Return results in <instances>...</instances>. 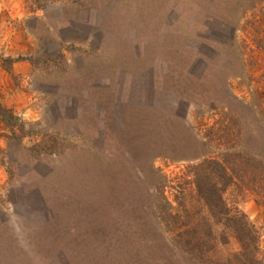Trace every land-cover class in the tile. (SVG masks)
<instances>
[{
  "label": "rangeland",
  "instance_id": "rangeland-1",
  "mask_svg": "<svg viewBox=\"0 0 264 264\" xmlns=\"http://www.w3.org/2000/svg\"><path fill=\"white\" fill-rule=\"evenodd\" d=\"M0 102V264H264V0H0Z\"/></svg>",
  "mask_w": 264,
  "mask_h": 264
},
{
  "label": "trees",
  "instance_id": "trees-1",
  "mask_svg": "<svg viewBox=\"0 0 264 264\" xmlns=\"http://www.w3.org/2000/svg\"><path fill=\"white\" fill-rule=\"evenodd\" d=\"M248 1H252V0H248ZM20 59H22V58H14L11 56H7V57L2 56L1 57V60L3 61L4 65H6V69H8V70L11 69V65L14 62H16ZM95 88L98 89L99 87L96 86ZM147 114L149 116V112ZM0 118L4 122V124L9 129H11L14 133L17 134V131H19L21 136H24L28 133V130L25 128V122L18 115H16L11 108L5 106L1 102H0ZM167 118L168 119H166V123L170 124V120L172 122L173 118L171 116H169ZM139 129H140V126H139L138 130ZM138 135H139V139H138L139 141H137V143H138V145L142 146L143 143H141L142 142L141 137H143L144 134H142V132H138ZM140 138H141V141H140ZM52 141L54 143L53 146H51L47 142V139L44 141L42 140L43 143L40 142L38 144V146H40L38 148V152L44 153V154H50V153L61 154L65 150V149H62V145L64 144V142L62 140L58 139L57 137H53ZM185 141H187L186 143L188 144L189 147L193 146V147H195V149L198 147L200 148V147H202V145H204V143H200L197 139H195V141L185 139ZM190 141H191V144H190ZM75 146H77V145H75ZM187 150L189 152H192L191 148H189ZM134 153L135 152L132 153L130 151V148H129V154H130V156H132V158L135 157ZM234 153H235V155H237L241 159L240 161L246 162L249 165H251L252 167L258 166L260 163L262 164V162L260 160H257L255 158L254 154H252V153L246 154L245 152H243V153L233 152V154ZM224 156H225V158H223L222 160L221 159H213V158L205 159L203 161L204 163L201 165L202 169L201 168L199 169L206 175L207 171L210 168H213L215 170V174L217 175V178L221 182L222 187L231 184L234 180V178H233L234 169L231 168L230 161L228 160L227 155H224ZM238 157L236 158L237 159L236 163L239 162ZM77 158L82 159L83 157L81 155V156H77ZM80 159L78 162H76V164H74V168H75L76 172H80V174H81L82 162H80ZM230 169H231V171H230ZM236 174H237V171H236ZM198 188L200 191L202 190V188L200 189V186ZM150 207L152 208V206H150ZM170 207H171V203L166 201V206L164 208H161V205L158 204V205H155L154 209H159L157 211L162 213V217L164 214V217L171 216L172 218H174V216H176V213L172 212L170 210ZM152 213L154 214V211ZM233 222H234L233 223L234 224V227H233L234 236L238 239V241L242 247V251H240L242 255L240 256L241 258H240L239 264H247L248 259H249L248 255H250V252L252 250L258 249V245L256 243L257 237H256L254 230L250 227V225L247 224L246 218L243 219L241 217H239V218L237 217V218H234ZM254 243H256V245H253ZM233 264H236V260L233 262Z\"/></svg>",
  "mask_w": 264,
  "mask_h": 264
}]
</instances>
